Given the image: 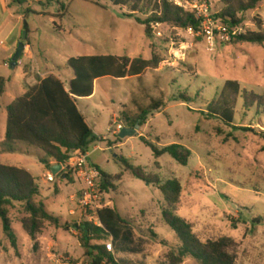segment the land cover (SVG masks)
I'll use <instances>...</instances> for the list:
<instances>
[{
  "label": "rangeland",
  "instance_id": "1",
  "mask_svg": "<svg viewBox=\"0 0 264 264\" xmlns=\"http://www.w3.org/2000/svg\"><path fill=\"white\" fill-rule=\"evenodd\" d=\"M208 1L218 17L224 3ZM148 16L110 1L0 0V43H5L0 45V74L8 80L0 98V153L8 147L1 141L6 135L7 108L26 91L30 80L54 73L68 81L73 69L67 61L80 55L131 59L156 55L162 59L158 69H148L140 77L102 78L92 96L78 100L95 138L88 146L89 161L107 174H123L116 189L105 191L102 202L132 222L141 252L118 257L132 264H166V255L181 244L164 219L169 208L165 194L127 171L119 158L124 157L153 179L180 181L181 199L174 213L189 221L202 241L230 237L229 250L237 264H264V105L248 108L244 100L245 91L264 94V45L234 39L211 50L196 32L169 23H153L148 36L137 21ZM239 16L244 18L239 26L242 33L264 30V1ZM24 30L28 31L25 44L32 51L23 53L12 68ZM227 80L238 81L241 88L233 126L208 113L209 103ZM157 99L164 106L150 114L144 125L138 123L136 135L120 138V133L112 132L117 123L127 126L124 114L137 117L141 108ZM141 136L160 149L173 143L185 145L191 150L188 164H180L168 153L156 158ZM18 146L29 154H5L31 161L30 171L40 189L36 200H43L63 223L88 220L76 198L85 183L73 171L57 176L54 160L49 158L52 168H47L40 161L46 155L36 147ZM49 174L55 182L48 181ZM8 210L16 246L0 217V264H90L74 228L44 221L33 237L23 226L29 216L25 205L14 203ZM183 264L200 263L188 257Z\"/></svg>",
  "mask_w": 264,
  "mask_h": 264
},
{
  "label": "trees",
  "instance_id": "2",
  "mask_svg": "<svg viewBox=\"0 0 264 264\" xmlns=\"http://www.w3.org/2000/svg\"><path fill=\"white\" fill-rule=\"evenodd\" d=\"M104 1L126 7L133 13H148L147 19H137L145 26L148 36L152 33L153 23H169L181 29L192 28L196 32L201 27V20L194 13L185 11L169 0H96L97 4ZM220 1L224 3L225 8L218 17L231 27H239L244 22L239 13L257 9L264 0ZM234 39L264 45V30H248L235 35L232 40ZM161 61L162 59L156 55L152 59H131L126 55L114 54L70 57L67 63L73 69V77L68 84L54 73L45 77L38 76V81L34 85L9 104L6 135L3 141L8 147L4 151L17 152L18 143H24L44 152L46 156H42L40 161L47 168H52L49 158L53 159L56 165L66 167L75 155L88 153V146L95 139L93 130L77 103L78 99L92 96L95 83L101 78L140 77L148 69H158ZM7 83L8 80L0 74V98L7 90ZM240 92L238 81L227 80L217 98L209 103V115L233 126ZM181 97L184 100L188 99L186 96ZM244 100L248 108L254 104L261 107L264 105V94L245 91ZM163 106L164 101L157 99L146 108H141L137 117L124 114L127 126L135 127L138 123L144 125L147 117L154 111H161ZM141 138L153 149L156 158L168 153L180 164H188L191 150L185 145L173 143L160 149L145 137ZM119 158L127 171L145 182L154 184L166 196L169 208L164 210V219L174 229L181 242L180 246L166 255V264H183L188 257L200 264H237L236 256L229 250L232 243L230 237L204 242L194 232L189 221L174 213L182 193V185L177 178L166 181L153 179L142 166L135 165L124 157ZM97 167L103 177L99 184L100 188L104 192L116 189V184L122 180L123 174L113 176ZM64 170L56 175H61ZM38 196L40 189L32 172L23 167L0 162V217L4 231L14 246L16 235L8 206L20 203L25 205L29 213V216L23 219V226L33 237L42 230L44 221L65 229L74 228L80 234V243L90 264H132L118 255L141 252L132 222L115 207L104 206L98 210L100 225L89 220L74 221L70 224L63 223L61 216L51 213L44 201H37ZM108 242L112 243L113 251L107 249Z\"/></svg>",
  "mask_w": 264,
  "mask_h": 264
},
{
  "label": "built area",
  "instance_id": "3",
  "mask_svg": "<svg viewBox=\"0 0 264 264\" xmlns=\"http://www.w3.org/2000/svg\"><path fill=\"white\" fill-rule=\"evenodd\" d=\"M169 1L181 8L190 9V12L194 13L201 20L199 31L196 32L192 28H189L188 31L191 33L196 32L199 36H202L211 50L217 48L221 43L231 41L235 35L242 33L240 27H231L224 23L221 18L215 16L212 12V4L208 0L201 2ZM4 44V42L0 43V45ZM123 128L124 125L122 123H117L115 127H111V130L114 134L118 135ZM88 158V153L77 154L63 169L73 171L75 176L85 183V187L76 196L78 204L87 214L89 221L100 225L97 212L106 206L102 202L105 199L106 193L99 185L103 178L100 169L89 161ZM47 178L50 182L56 181V177L53 174H49ZM107 249L113 251L111 242L107 243Z\"/></svg>",
  "mask_w": 264,
  "mask_h": 264
},
{
  "label": "crops",
  "instance_id": "4",
  "mask_svg": "<svg viewBox=\"0 0 264 264\" xmlns=\"http://www.w3.org/2000/svg\"><path fill=\"white\" fill-rule=\"evenodd\" d=\"M29 45H27L26 44V47H25V51H24V53H28V51H32V50H28L29 49ZM31 48V47H30ZM57 75V74H56ZM59 77H61L60 75H58ZM62 78V77H61ZM31 78H29V80H30ZM68 79V81H66L65 79H63L62 78V80L65 82V83H69L70 82V80L72 79V77H70V78H67ZM102 79V78H101ZM100 80V79H99ZM38 81V76H37V78H36V80L35 81H33V80H30V82L28 83V85H27V89H26V91L29 89V87L30 86H32V85H34L36 82ZM98 81V80H97ZM96 81V82H97ZM96 84V83H95ZM25 91V92H26ZM24 92V93H25ZM23 93V94H24ZM94 93H95V91H94ZM79 100V99H78ZM77 103H78V101H77ZM79 105V104H78ZM80 107V106H79ZM80 109H81V107H80ZM82 110V109H81ZM82 112H83V110H82ZM84 113V112H83ZM85 115V114H84ZM90 125V124H89ZM1 141H4V139H2ZM19 147V146H18ZM19 151L20 152H23V153H27V154H29V151H27L26 149H24V148H21V147H19ZM18 151V152H19ZM5 152L6 151H4L3 153H0V162L1 163H5V164H8V165H14V166H18V167H23V168H26V169H28L29 171H30V163H31V161L29 160V159H27V158H18V157H13V156H7L6 154H5ZM54 166H56V163H55V161H54ZM31 172V171H30ZM43 201V200H42ZM71 213H73V212H71Z\"/></svg>",
  "mask_w": 264,
  "mask_h": 264
},
{
  "label": "water",
  "instance_id": "5",
  "mask_svg": "<svg viewBox=\"0 0 264 264\" xmlns=\"http://www.w3.org/2000/svg\"><path fill=\"white\" fill-rule=\"evenodd\" d=\"M27 36H28V31L27 30H24L23 34H22V38L19 42V45H18V48H17V51L12 59V62L10 63V66L12 68H16L19 64V61L25 51V47H26V44H25V41L27 39ZM139 127V124H137L135 127H124L122 129V131L120 132L119 134V137L120 138H125L127 136H134L137 134V128ZM63 169V166L61 165H56L53 167V172L55 174H57L58 172H60L61 170Z\"/></svg>",
  "mask_w": 264,
  "mask_h": 264
}]
</instances>
